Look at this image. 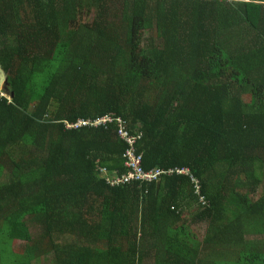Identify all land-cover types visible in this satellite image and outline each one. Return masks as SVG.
I'll use <instances>...</instances> for the list:
<instances>
[{
	"label": "trees",
	"instance_id": "1",
	"mask_svg": "<svg viewBox=\"0 0 264 264\" xmlns=\"http://www.w3.org/2000/svg\"><path fill=\"white\" fill-rule=\"evenodd\" d=\"M0 68V264H202L192 213L264 264V0H0ZM107 115L172 174L110 185L119 125L65 124Z\"/></svg>",
	"mask_w": 264,
	"mask_h": 264
},
{
	"label": "built area",
	"instance_id": "2",
	"mask_svg": "<svg viewBox=\"0 0 264 264\" xmlns=\"http://www.w3.org/2000/svg\"><path fill=\"white\" fill-rule=\"evenodd\" d=\"M0 98H7L11 100L10 97H8L1 89H0ZM116 122L119 125L118 128V134L121 137L122 140L127 142L129 146L132 148L130 151H128V158L129 161L127 163V166L129 168V173L127 175H123L120 177H107V180L110 185L112 186H119L124 184H129L134 181H141L146 183H151L154 181H159L163 175L168 174L171 175L172 171H162V170H152V171H145L142 168V157L136 156L135 152L133 151V148H135V144L138 140H140L141 136L133 137L129 135V132L126 129V126L124 124L123 119L121 118H114L113 115H107L101 118H98L96 120L93 119H80L77 122L69 123L66 122V127L68 130H78L86 127H100V126H108L109 124H113ZM177 174H186L185 170H176ZM103 174L107 176V170H103ZM192 184H196L197 182L192 179ZM199 188L197 185L195 186L196 193H199ZM203 204H207V201L205 198H201L200 200Z\"/></svg>",
	"mask_w": 264,
	"mask_h": 264
},
{
	"label": "crops",
	"instance_id": "3",
	"mask_svg": "<svg viewBox=\"0 0 264 264\" xmlns=\"http://www.w3.org/2000/svg\"><path fill=\"white\" fill-rule=\"evenodd\" d=\"M0 70H2V69L0 68ZM2 72L4 73L3 70H2ZM0 82H3V76L1 73H0ZM5 86L6 85H4V88H5ZM191 220H192V223H190V224H192L191 228L193 229V231L191 232L192 245H193L194 251L195 250L198 251V259L202 264H203L202 261H205L208 258L212 260L213 256L216 254H219V253L227 254L229 252L227 250V248L229 247V244H228V239L226 237L225 238L224 237L223 238H217L218 240H216V239H215V241L213 240L211 242V244L209 245L208 232H209L210 226H209V221L207 218L206 219L205 218H196L195 213H192ZM179 226H180V224L170 226V231L176 229ZM196 227H205V230H206L205 234H203L201 237H197V235L195 233ZM216 227L218 229V232H220L221 230H223L225 228L220 223H218ZM188 234H190V233H188ZM220 234H222V233H220ZM148 260L150 261V259H148ZM152 263H154V261Z\"/></svg>",
	"mask_w": 264,
	"mask_h": 264
},
{
	"label": "rangeland",
	"instance_id": "4",
	"mask_svg": "<svg viewBox=\"0 0 264 264\" xmlns=\"http://www.w3.org/2000/svg\"><path fill=\"white\" fill-rule=\"evenodd\" d=\"M3 86V85H2ZM2 86H0V87H2ZM246 100V99H245ZM248 183V182H247ZM1 184V183H0ZM250 187H251V185H249V189H250ZM246 189H248V188H246ZM247 190H244V192H246ZM264 192V182L262 183V185H261V187H260V191H259V193H258V195H256V196H259V194L261 193H263ZM256 196H253V193H251V198L253 199V200H256ZM190 223H192V220H191V218L190 217H185V219H184V224H185V228H186V230L188 231V233H190L191 234V232L193 231V229L191 228V226H192V224H190ZM168 231V233H170V230H167ZM205 227H196L195 228V233H196V235H197V237H201L203 234H205ZM34 232H37V231H35V229H34ZM262 235H258V236H256L257 238L258 237H261ZM140 237V236H139ZM253 237V236H252ZM23 250H24V244H23V242H20V241H17V242H15V251L16 252H18V253H22L23 252ZM237 260V259H236ZM153 262V260H146L145 262H144V264H154V263H152ZM36 264H46L45 262H44V259L42 258V259H40V260H38L37 262H36ZM228 264H234L233 262L232 263H228Z\"/></svg>",
	"mask_w": 264,
	"mask_h": 264
},
{
	"label": "water",
	"instance_id": "5",
	"mask_svg": "<svg viewBox=\"0 0 264 264\" xmlns=\"http://www.w3.org/2000/svg\"><path fill=\"white\" fill-rule=\"evenodd\" d=\"M0 73L2 74V76H3V84H5L6 85V83H7V78H6V75L2 72V70H0ZM0 83H2V82H0ZM12 96H14V95H12Z\"/></svg>",
	"mask_w": 264,
	"mask_h": 264
},
{
	"label": "clouds",
	"instance_id": "6",
	"mask_svg": "<svg viewBox=\"0 0 264 264\" xmlns=\"http://www.w3.org/2000/svg\"><path fill=\"white\" fill-rule=\"evenodd\" d=\"M6 78H7V76H6ZM3 85V83H0V86H2ZM5 85V84H4ZM4 85L2 86V87H0V89L4 92ZM6 94V93H5ZM7 96H8V94H6ZM8 97H10V96H8ZM11 98V97H10ZM172 210H175L174 208H172ZM180 223V222H179ZM178 223V224H179ZM186 229V228H185Z\"/></svg>",
	"mask_w": 264,
	"mask_h": 264
},
{
	"label": "bare ground",
	"instance_id": "7",
	"mask_svg": "<svg viewBox=\"0 0 264 264\" xmlns=\"http://www.w3.org/2000/svg\"><path fill=\"white\" fill-rule=\"evenodd\" d=\"M3 83V82H2Z\"/></svg>",
	"mask_w": 264,
	"mask_h": 264
}]
</instances>
